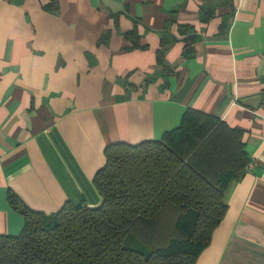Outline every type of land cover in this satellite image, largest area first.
Listing matches in <instances>:
<instances>
[{"label": "crops", "instance_id": "crops-1", "mask_svg": "<svg viewBox=\"0 0 264 264\" xmlns=\"http://www.w3.org/2000/svg\"><path fill=\"white\" fill-rule=\"evenodd\" d=\"M187 109L250 160L195 264H264V0H0V235L24 225L9 192L98 207L105 146L159 140Z\"/></svg>", "mask_w": 264, "mask_h": 264}, {"label": "trees", "instance_id": "trees-1", "mask_svg": "<svg viewBox=\"0 0 264 264\" xmlns=\"http://www.w3.org/2000/svg\"><path fill=\"white\" fill-rule=\"evenodd\" d=\"M103 153L92 180L98 207L66 202L44 214L8 193L24 225L0 235V264H195L250 162L240 131L192 109L159 140L113 143Z\"/></svg>", "mask_w": 264, "mask_h": 264}]
</instances>
